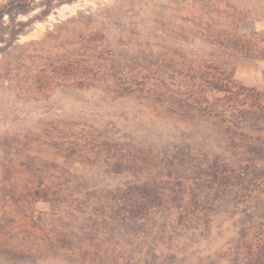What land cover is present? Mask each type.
I'll return each instance as SVG.
<instances>
[{
	"label": "trees",
	"instance_id": "obj_1",
	"mask_svg": "<svg viewBox=\"0 0 264 264\" xmlns=\"http://www.w3.org/2000/svg\"><path fill=\"white\" fill-rule=\"evenodd\" d=\"M47 16L52 4L41 0ZM35 0L0 3V91L22 102L94 90L148 120L128 132L50 116L0 135V183L28 177L29 216L0 207V260L11 264H264V87L234 78L264 60L257 33L211 35L199 56L139 33L108 40L90 14L17 44ZM241 17L238 24L242 20ZM153 120L165 133L132 130ZM72 121V122H71ZM98 169L85 178L74 167ZM95 177V178H94Z\"/></svg>",
	"mask_w": 264,
	"mask_h": 264
},
{
	"label": "rangeland",
	"instance_id": "obj_2",
	"mask_svg": "<svg viewBox=\"0 0 264 264\" xmlns=\"http://www.w3.org/2000/svg\"><path fill=\"white\" fill-rule=\"evenodd\" d=\"M4 2L0 0L1 4ZM35 3V10L18 17L20 22L29 21L26 34L17 41L19 45L43 39L55 24L77 12L90 14L98 22L106 24L105 34L113 43L126 32H136L143 40L151 39L159 47H176L199 56L215 51L210 44L213 34L238 32L249 36L257 33L259 39H264V0H74L59 6L52 4L47 16L41 15V11L46 9L44 2L35 0ZM241 17L247 19L238 24ZM260 46L264 49L263 44ZM234 78L246 87H264V60H238ZM54 115L109 130L112 124L115 132L120 134L128 132L130 124L148 120L145 116L143 118L133 102H112L94 90L56 91L48 100L40 102H22L0 91V135L36 132L42 121ZM153 121L159 130L146 123L138 124L132 130L155 131L153 135L171 130L168 123ZM74 167L87 179L100 171L79 165ZM28 188L25 174L19 175V181L12 188H4L0 183V207L18 223L28 220L16 215L22 209L25 216H29ZM0 264L11 263L0 260Z\"/></svg>",
	"mask_w": 264,
	"mask_h": 264
}]
</instances>
